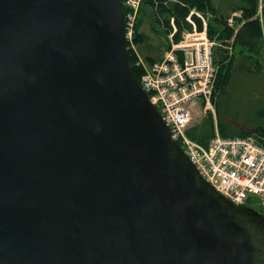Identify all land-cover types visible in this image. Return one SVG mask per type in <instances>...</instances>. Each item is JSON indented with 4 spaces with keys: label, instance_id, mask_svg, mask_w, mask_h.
Wrapping results in <instances>:
<instances>
[{
    "label": "water",
    "instance_id": "95a60500",
    "mask_svg": "<svg viewBox=\"0 0 264 264\" xmlns=\"http://www.w3.org/2000/svg\"><path fill=\"white\" fill-rule=\"evenodd\" d=\"M122 0H0V264H264L133 75Z\"/></svg>",
    "mask_w": 264,
    "mask_h": 264
},
{
    "label": "built area",
    "instance_id": "2783aa9c",
    "mask_svg": "<svg viewBox=\"0 0 264 264\" xmlns=\"http://www.w3.org/2000/svg\"><path fill=\"white\" fill-rule=\"evenodd\" d=\"M141 0H123V6L133 11L125 13V39L131 15H135ZM127 5V6H126ZM177 43L156 62L145 68L142 88L159 110L170 136L175 140L200 175L221 195L236 205H258L264 209V146L256 137L223 138L215 128L214 136L203 145L187 132L192 127V109L198 107L202 115H215L212 95L218 72L215 63V43L207 34L204 20L201 29L191 19ZM199 16V14H197ZM200 17V16H199ZM194 21V22H193ZM174 26L173 21H171ZM174 30L170 36H173ZM264 215V212H262Z\"/></svg>",
    "mask_w": 264,
    "mask_h": 264
},
{
    "label": "trees",
    "instance_id": "16d2710c",
    "mask_svg": "<svg viewBox=\"0 0 264 264\" xmlns=\"http://www.w3.org/2000/svg\"><path fill=\"white\" fill-rule=\"evenodd\" d=\"M217 1L221 5L222 13L216 10L214 0H141L143 15L141 14L142 17L138 21L134 35L136 52L149 64L158 61L165 49L168 48L166 37L173 32L171 21L176 29L172 40L177 43L184 31L191 30V25L186 21V17L192 9L200 12L212 11L216 15L218 23L227 29L226 32L224 31L218 36L217 39L221 42L219 47L214 49L215 63L218 64L212 95L215 117L211 113H207L208 117L204 120L203 125L191 127L187 134L197 142L206 145L214 136L216 128L223 138L254 136L258 143L264 146V115L262 114L258 118L243 116L239 119L243 112L242 101L233 99L235 91L232 88L237 76L256 73V71H252L251 66L254 63L257 66V62L251 56L242 53L234 59L229 53V48L230 51L237 47L250 51H256L259 48L264 37V16L262 22L255 17L258 0ZM122 10L123 13H126L125 7ZM236 12L240 14V17L235 19L239 26L233 29L226 23L230 15ZM191 18L198 21L195 16H191ZM147 23L150 24V30L154 36H147L141 30L139 31V28L141 29ZM197 23L198 29H200V22ZM208 31L210 35L214 34L211 28ZM128 60L133 75L140 83L141 70L134 65L135 55L129 49Z\"/></svg>",
    "mask_w": 264,
    "mask_h": 264
},
{
    "label": "rangeland",
    "instance_id": "374dc122",
    "mask_svg": "<svg viewBox=\"0 0 264 264\" xmlns=\"http://www.w3.org/2000/svg\"><path fill=\"white\" fill-rule=\"evenodd\" d=\"M132 1L135 2V0H130V2ZM214 5H215L216 10L222 13L221 5L219 4L217 0H214ZM125 9H126V13L130 11V13L133 14V11L129 10L127 7ZM136 9L137 11L135 15H131L130 19H128V23H131L132 26L127 30V33H128L127 35L128 46L127 47L135 55L134 65L141 70V80H142V78L145 76V71H146L145 68L148 69V67L150 66L145 64L144 62L145 60L142 57H140V55H138L136 52L137 46L134 42V35L137 30L138 21L140 17H142L141 16L142 14L141 13V3L139 6L136 7ZM191 11L193 12L192 16H195L196 19H198V21L200 22V25L202 23V20L206 22L208 37L209 38L211 37L210 39L214 41L215 47H219L220 45L219 43L221 41H219L217 38L221 33H223L224 31L226 32L227 29L225 27H222L218 23L217 17L212 11L200 12L196 9H192ZM197 14H199L200 17L197 16ZM263 16H264V0H258V9H257V13L255 17H257L262 22ZM238 17H240L239 12L231 14L230 17L227 19V23H226L227 26L233 29L237 28L239 25L235 19ZM198 21H195V25L197 28H198V23H197ZM170 25H171L172 31L176 30L175 27L172 26V24ZM210 28L214 32V34H212L213 36L210 35L208 31ZM150 29H151L150 24L147 23V24H144L141 27V29L139 28V31L141 30L147 36H154V34L151 32ZM170 35L171 34H169L166 37L167 38L166 41L168 42V48L165 49L163 54L171 47L172 36ZM229 53H230V56L233 57L234 59L238 58L239 54L242 53L243 55L251 56L257 62V66H255V63L251 66L252 71H256V73H252L250 75H239L235 78L232 84L233 85L232 88L235 91V95H234L235 98L232 96L233 99L237 101L239 100L242 101L241 107H242L243 112H241L239 119H241L243 116L245 117L250 116V118H258L260 115L262 114L264 115V37L262 38V42L256 51H250L249 49H240L237 47L236 49H232V51H230V48H229ZM207 113H210V112H207ZM207 113L206 115H202L201 110L198 107H194L192 109L193 121L191 123V126L197 127V126H200L201 124L203 125L204 120L208 117ZM252 208L260 212H264V209L258 205H253Z\"/></svg>",
    "mask_w": 264,
    "mask_h": 264
}]
</instances>
